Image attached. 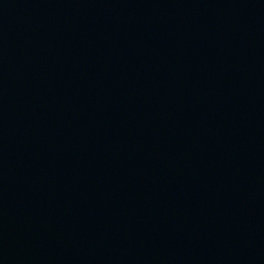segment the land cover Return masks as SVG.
I'll list each match as a JSON object with an SVG mask.
<instances>
[{
  "label": "water",
  "instance_id": "95a60500",
  "mask_svg": "<svg viewBox=\"0 0 264 264\" xmlns=\"http://www.w3.org/2000/svg\"><path fill=\"white\" fill-rule=\"evenodd\" d=\"M0 264H264V0H0Z\"/></svg>",
  "mask_w": 264,
  "mask_h": 264
}]
</instances>
